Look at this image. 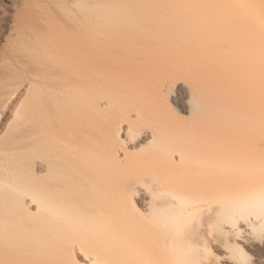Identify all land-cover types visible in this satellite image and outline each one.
<instances>
[{
	"label": "bare ground",
	"instance_id": "1",
	"mask_svg": "<svg viewBox=\"0 0 264 264\" xmlns=\"http://www.w3.org/2000/svg\"><path fill=\"white\" fill-rule=\"evenodd\" d=\"M49 2L0 69V264H264V0Z\"/></svg>",
	"mask_w": 264,
	"mask_h": 264
},
{
	"label": "rangeland",
	"instance_id": "2",
	"mask_svg": "<svg viewBox=\"0 0 264 264\" xmlns=\"http://www.w3.org/2000/svg\"><path fill=\"white\" fill-rule=\"evenodd\" d=\"M38 3H40L41 5ZM36 4L39 7L41 6L40 7L41 10H40V8H37L38 6ZM31 5L32 6L35 5V6L32 7ZM53 6H54V4L49 2V0H0V62H1L0 63V65H1L0 69L1 70H2V68L4 70L6 67L4 68L3 66H6V65L7 66H14V67L20 69L17 62L9 54L10 53L9 49L11 47L10 45H12L13 41L16 39V36H17V38L19 37V35H20L19 32H21L22 27H23L22 30L24 31V29L26 28V32L28 33L27 29L30 28L29 26L31 24L40 25L41 23L43 24V22L45 23L44 20L48 21L49 18L47 19V17H48L47 13H48V11L51 10V8L52 9L55 8ZM45 8L46 9L50 8V10L47 9L48 10L47 11ZM26 9H28L29 11L27 12ZM44 10H46V12ZM38 11H39V13H36ZM31 16H32V18H31ZM19 17H20V19H19ZM22 18H25L26 20H24ZM29 18L33 19V21H31V19H29ZM37 20H39V21H37ZM25 21L27 22V24ZM23 24H24V26L25 25L26 26L24 27ZM21 25H22V27H21ZM14 35H15V38H14ZM182 93H181L182 96L180 94V98L182 97V99H184L185 101H188L189 95L187 93L185 95L184 94L185 92H182ZM12 96H14V95H12ZM12 96L9 95L8 97L13 98ZM13 99H15V96ZM174 103L176 104V102L171 101L172 107L175 109H178L177 108L178 103H177V105H175ZM11 108H13V107L8 106L7 107V114L0 117V136L6 131L5 129H6L7 125L9 124V120L11 121V117H10L11 115L9 112ZM5 133L7 134V131ZM5 133L3 134V136L6 135ZM1 158H3V157L1 156ZM1 161L3 162V161H5V159H1L0 162ZM5 163H7V161H5ZM250 261L252 263V258H249L248 260H246V264H251Z\"/></svg>",
	"mask_w": 264,
	"mask_h": 264
}]
</instances>
